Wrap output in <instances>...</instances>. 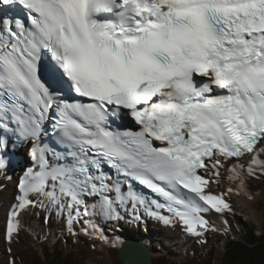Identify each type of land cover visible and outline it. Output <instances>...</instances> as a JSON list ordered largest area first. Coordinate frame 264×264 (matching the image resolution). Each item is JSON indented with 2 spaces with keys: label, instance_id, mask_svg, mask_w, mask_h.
I'll list each match as a JSON object with an SVG mask.
<instances>
[{
  "label": "snow or ice",
  "instance_id": "6c2138e0",
  "mask_svg": "<svg viewBox=\"0 0 264 264\" xmlns=\"http://www.w3.org/2000/svg\"><path fill=\"white\" fill-rule=\"evenodd\" d=\"M0 132L31 142L36 165L9 240L37 206L105 242L94 218L140 209L196 238L220 231L206 214L264 177V0H0Z\"/></svg>",
  "mask_w": 264,
  "mask_h": 264
},
{
  "label": "trees",
  "instance_id": "16d2710c",
  "mask_svg": "<svg viewBox=\"0 0 264 264\" xmlns=\"http://www.w3.org/2000/svg\"><path fill=\"white\" fill-rule=\"evenodd\" d=\"M255 207V212L258 211L256 219L247 223V231L243 236L238 240L237 238L236 240L230 239L228 236L224 237L226 253L222 264H264V200H260ZM206 240L208 245L204 249L191 254L181 263L169 257L167 260L160 258L156 264H213L216 251L215 241L212 235ZM218 240L223 241L224 239L218 235ZM73 247L74 245L64 242H59L50 250L44 247V258H41L36 247L32 246L29 249V255L20 257L19 262L21 264H82L84 253L64 252L65 249Z\"/></svg>",
  "mask_w": 264,
  "mask_h": 264
},
{
  "label": "bare ground",
  "instance_id": "6f19581e",
  "mask_svg": "<svg viewBox=\"0 0 264 264\" xmlns=\"http://www.w3.org/2000/svg\"><path fill=\"white\" fill-rule=\"evenodd\" d=\"M225 176H226V174H225ZM222 182H223V184H221V186H220V188H217V186H216V188L215 189H213L214 191H221V190H223V189H225V188H227L228 186H229V184H228V181H227V179L225 178L224 180H222ZM246 184H247V188H246V190L248 191V192H250L251 194H252V196H253V199H251L252 201H254V200H256L257 198H259V197H261L262 195L264 196V177H256V178H254V177H248L247 178V181H246ZM247 196H245V195H236V194H232L231 195V197H230V199L231 198H234L237 202L238 201H243V199L245 200V201H248L249 199H247L246 198ZM164 213L166 214V215H168V213L166 212V211H164ZM215 215H216V217L218 216L216 213H215ZM142 217H143V215H142ZM39 218H36V219H32V221L34 222V225H36L37 224V220H38ZM153 219L154 220H156V218L155 217H153ZM28 220H29V216L28 215H26L25 216V218H24V222L25 223H27L28 222ZM218 220V219H217ZM217 222H215L214 224H216ZM163 226L164 228H156V229H154V234H156L154 237L153 236H151V237H145V238H152V239H155V238H157V236H158V238H159V242L160 243H162V246H163V248H166L170 243H171V241H174L175 239L167 232V231H165V228H168V225H165V224H163L161 221H160V224H159V226ZM110 228H111V226H110ZM159 229H161L162 230V233H159L157 230H159ZM75 230H78V231H80V229L79 228H77V229H75ZM135 230L137 231V234L139 235V241L141 242V243H143L147 248H149V253H152V250L154 249V245L152 244V242H150V244L149 243H146V242H144V240H143V235L141 234V233H139L138 232V229L137 228H135ZM115 234V233H114ZM107 238H109V235H105ZM125 237H126V235H125ZM114 240V238L111 240V241H113ZM130 240V239H129ZM131 241V240H130ZM171 246H172V244H171ZM2 251V254L4 255V252H3V250H1ZM151 256V255H150Z\"/></svg>",
  "mask_w": 264,
  "mask_h": 264
},
{
  "label": "rangeland",
  "instance_id": "374dc122",
  "mask_svg": "<svg viewBox=\"0 0 264 264\" xmlns=\"http://www.w3.org/2000/svg\"><path fill=\"white\" fill-rule=\"evenodd\" d=\"M221 184H223V182H221ZM212 186L213 185H211V188H212ZM216 188V185H214L213 186V188L212 189H215ZM264 192V191H263ZM262 198H260V199H258V200H262V199H264L263 197V195L261 196ZM247 198V197H246ZM248 199V198H247ZM258 200H256V201H258ZM230 202H231V204L233 205V207H234V211L233 212H226V213H228V214H230V215H234V217H230V216H228V215H225V213H224V216L223 217H225L226 219H228V220H231V223H232V230H235L236 229V231H237V229H239V224L242 222V223H244V222H247V221H249V220H251L252 219V217H253V212H252V210L248 207V205L249 204H251V203H253V202H255V201H245L244 199H243V201H236L234 198H231L230 199ZM236 207V208H235ZM254 212H255V210H254ZM258 211H256L255 212V217L254 218H256V216H257V213ZM258 219H259V217H258ZM238 220L240 221V223L238 222ZM260 220V219H259ZM223 221V220H222ZM230 223V224H231ZM219 229H221V228H219ZM226 229H228V228H226ZM175 230H176V235L179 237V238H182V239H184V241H185V245L187 246L188 244H189V242L188 241H186L185 240V233H184V231H182V230H179L178 228H176L175 227ZM159 233H162V230L161 229H159V230H157ZM210 232H212V231H208L207 233H210ZM172 233V232H171ZM174 235V234H173ZM206 235V234H205ZM175 236V235H174ZM177 236H175L176 238H177ZM204 238V237H203ZM198 240L200 239V238H197ZM191 246V245H190ZM189 246V247H190ZM22 247H23V245L22 244H20V243H17V244H14V248L17 250V251H20L21 249H22ZM169 251V250H168ZM178 253V252H177ZM218 255L219 256H222L223 255V250H222V253H221V246H218ZM99 259H89V260H87V262H88V264H104V263H102L100 260V257H98ZM104 259H106L107 261H108V263L110 264L111 263V261L108 259V258H106V257H104ZM113 261V264H118V261H120L119 260V258H118V256H116L115 257V259H113L112 260ZM10 264H15L14 262H11ZM216 264H221V261L220 262H217Z\"/></svg>",
  "mask_w": 264,
  "mask_h": 264
},
{
  "label": "water",
  "instance_id": "95a60500",
  "mask_svg": "<svg viewBox=\"0 0 264 264\" xmlns=\"http://www.w3.org/2000/svg\"><path fill=\"white\" fill-rule=\"evenodd\" d=\"M121 246L122 248L118 251L121 264H153L149 248L143 244L125 239Z\"/></svg>",
  "mask_w": 264,
  "mask_h": 264
}]
</instances>
